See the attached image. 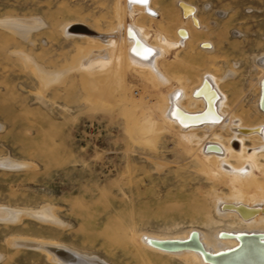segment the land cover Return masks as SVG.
Listing matches in <instances>:
<instances>
[{
	"label": "rangeland",
	"instance_id": "rangeland-1",
	"mask_svg": "<svg viewBox=\"0 0 264 264\" xmlns=\"http://www.w3.org/2000/svg\"><path fill=\"white\" fill-rule=\"evenodd\" d=\"M183 1L198 8L207 30L187 25L191 40L175 48L168 43L179 40L182 27L176 0L154 1L156 22L125 9L124 0H0V213L24 216L17 224L0 220V264H188L149 250L143 239L196 232L213 241L244 231L238 217L224 215L240 190L237 179L202 152L216 138L229 147L232 132H196L192 143L161 109L172 93L190 96L200 79L214 75L228 97V126L238 119L264 126L250 84L264 56V0ZM122 20L165 54L158 75H141L122 62ZM69 23L94 30L97 45L68 35ZM101 37L111 38L109 46ZM26 59L52 74L51 81L43 84ZM93 68L100 76L94 83ZM237 163L231 161L239 169ZM262 197L255 199L264 207ZM45 245L76 262H57Z\"/></svg>",
	"mask_w": 264,
	"mask_h": 264
},
{
	"label": "bare ground",
	"instance_id": "bare-ground-1",
	"mask_svg": "<svg viewBox=\"0 0 264 264\" xmlns=\"http://www.w3.org/2000/svg\"><path fill=\"white\" fill-rule=\"evenodd\" d=\"M154 1L155 0H124L125 9L141 10L147 17H149L152 20V22L153 21L156 22L159 15L153 9ZM176 2L181 11L182 27L178 29V31H176L179 40L177 42H173V41L169 42L168 47L181 48L185 46L188 41L191 40V34L187 29V25L192 24V27L194 26V28H196V30H198L199 32H204L207 30V28L203 26V24L201 23L198 17L199 10L196 6L187 3L183 0H176ZM132 13L133 11L131 12V14ZM122 24H121V28L123 27V30L121 34L122 35L121 42L119 43V44L122 43V47H121L122 51L120 52V58L122 62H126L127 63L126 65L129 68H134L136 72L141 75L142 74L145 76L158 75V69H157L158 61L159 58H161L162 55L165 54H163L162 51L159 50V47L152 45L153 43L152 44L149 43L147 40V36H145V34L140 29H138L137 26L135 27L133 26V24L127 25L123 20H122ZM65 31L68 33V35L72 37L90 39L94 42V45H97L96 41H98L99 35L97 36L96 33H95L96 35L93 34L92 31L94 30H91V28H89L85 24L69 23V25L65 27ZM110 40L107 41L104 38H102L101 42H103L102 43L103 45L107 44V46H109L108 44L110 43ZM203 44L207 46V48L205 49L207 53L213 51L212 43L203 42L200 46H202ZM118 49L119 46L117 47V51ZM162 50L163 52H165L164 49ZM117 51L115 50V52ZM93 53L94 52H92V54ZM98 54H102V53L100 52ZM104 54H106V52ZM93 56H96V54ZM106 58L108 57L106 56ZM114 60L113 62H115ZM27 61L28 62L26 63L32 65V63L30 62L31 60L30 61L27 60ZM32 67L43 84H46L49 81H51L52 74L51 75L48 73L46 74L43 71L39 70L38 68L34 67V65H32ZM91 67L93 66L91 65ZM104 67L102 70H104ZM254 71H255V77L251 80L250 84H252L253 87L255 86L257 88L258 95H256V97L254 96L252 104L254 109L259 114L264 115V56L257 60V64L254 68ZM60 73L61 72L59 71V74ZM114 74L117 75L116 70L109 74L107 73L108 78H110ZM91 75L93 79L92 83L96 82L97 77H100L97 74V70L94 68L92 69ZM234 75L235 74L228 75L227 77L230 78L233 77ZM211 76H205L202 79H200L201 80L200 83L192 89V91L190 92L191 93L190 96L186 94L184 95L183 90L180 89L177 92L172 93L171 95L169 94L170 96H168L167 98V106L161 109V115L167 123L174 125V127L177 126L184 132L191 134L189 136L191 142L192 140L196 139L195 137L197 136V135L195 136L193 133L200 131H203L207 136H214V133L217 129H225L224 131H226V129L228 128L229 131L232 132L233 137L232 136H231L232 138L229 137L230 139L228 140L229 147L225 146L224 143H222L223 140L221 138H216L213 139L215 140V142L207 141L203 145V148L202 147L201 148L206 160L210 161L212 159H216L220 171H222L226 175H230V177L233 176V178L237 179L236 181L240 186V190L238 188V190L234 192L232 198L233 201L231 203L227 202L225 207L227 212H224L226 213L224 215L230 217L231 216L238 217V220L245 226V229L244 231L235 232V233L225 232L223 233V236H221V233L219 235L217 234V236L215 235L213 241L210 239V237H208L209 235L206 236L196 232L195 233L190 232L184 236L174 237V238L146 237L145 239H143V244L146 248H148L153 252L179 258L181 260L186 261L188 264H264V207L258 203L257 200L258 198L255 199L258 195H264V186L257 175V172H260V175L264 177V164L261 162L262 159H264V155H263L264 146H260L258 145V143H256V140L259 141L264 140V126H256V127L244 126L239 119L235 121L233 126H228L229 121L227 115L225 114V108L226 106H228L227 105L228 97L226 98V96L222 92L219 84L220 81L217 80L215 77H211ZM99 88L100 87L98 86L97 89ZM185 100L189 101V103H186L188 105H185ZM206 140L208 139L206 138ZM194 142H196V140ZM249 142H254V145L250 147L247 146V143ZM231 161L238 162L237 164L240 165V168L236 169L231 164ZM8 162L9 161L7 160V163ZM229 182H230L229 184H231V181ZM232 187H235V185H232ZM250 189H253V191L250 192ZM229 205L233 206L232 209L230 208ZM0 217L6 218V219L0 218V220H2L4 224H17L23 221L24 216L18 213L11 214L9 212H6L2 214L0 213ZM46 217L49 218V214H46L43 218ZM260 237H263V239H261ZM45 247L47 249V252L52 254V256L54 255V258L57 260V262L59 260H64L70 263L76 262V260L73 259L71 256H65L59 253L57 248H55V246L45 245Z\"/></svg>",
	"mask_w": 264,
	"mask_h": 264
},
{
	"label": "water",
	"instance_id": "water-1",
	"mask_svg": "<svg viewBox=\"0 0 264 264\" xmlns=\"http://www.w3.org/2000/svg\"><path fill=\"white\" fill-rule=\"evenodd\" d=\"M261 239H263V237H260ZM181 250V249H180Z\"/></svg>",
	"mask_w": 264,
	"mask_h": 264
}]
</instances>
